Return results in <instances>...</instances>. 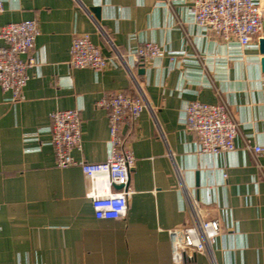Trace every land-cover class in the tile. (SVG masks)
<instances>
[{"label": "crops", "instance_id": "obj_1", "mask_svg": "<svg viewBox=\"0 0 264 264\" xmlns=\"http://www.w3.org/2000/svg\"><path fill=\"white\" fill-rule=\"evenodd\" d=\"M25 19L41 32L22 55L36 59L24 97L12 101L0 86V264H264V155L245 148L246 139L264 146L259 39L242 46L207 36L193 0L5 1L0 27ZM83 33L125 61L102 72L71 67L73 38ZM149 41L166 52L131 54ZM117 90L142 93L146 107L122 126L136 156L134 192L115 219L103 210L110 130L97 101ZM193 100L230 104L241 123L235 150L198 151L186 129ZM68 108L80 110L82 149L72 151L77 164L59 167L51 113ZM195 218H220L223 232L210 253L175 263L168 230Z\"/></svg>", "mask_w": 264, "mask_h": 264}, {"label": "built area", "instance_id": "obj_2", "mask_svg": "<svg viewBox=\"0 0 264 264\" xmlns=\"http://www.w3.org/2000/svg\"><path fill=\"white\" fill-rule=\"evenodd\" d=\"M6 0H0V19ZM195 24L207 35H214L225 42L238 41L250 46L254 40L264 37V13L261 0H193ZM37 19L9 22L0 27V86L10 91L12 101L23 98L28 82V68L36 59L22 58L34 49L40 34ZM114 47V46H113ZM112 55H104L88 33L73 38L69 64L73 68H92L104 71L110 65L122 64L125 54L113 48ZM166 52L156 42H146L132 51L139 60H148ZM175 59V55H171ZM97 105L108 110L110 154L107 159L110 194L103 202V210L109 218H121L126 214L130 195L131 171L136 156L127 144L122 126L136 123L146 107L143 94L132 95L117 90L104 92ZM51 142L54 146L56 165L67 167L77 164L72 155L82 149V117L77 108L59 109L51 113ZM186 129L196 134L197 149L201 153L218 154L236 149V138L241 133V123L226 101L208 103L190 101L186 108ZM245 148L255 156L264 155V146L251 145L245 140ZM262 168L263 164L257 161ZM195 204V203H194ZM223 232L220 218H195L190 225L168 230L172 259L175 263L193 260L197 254L210 253L218 236Z\"/></svg>", "mask_w": 264, "mask_h": 264}, {"label": "water", "instance_id": "obj_3", "mask_svg": "<svg viewBox=\"0 0 264 264\" xmlns=\"http://www.w3.org/2000/svg\"><path fill=\"white\" fill-rule=\"evenodd\" d=\"M97 8L93 7V10H96ZM260 44V52L263 55L261 58V64H262V70L264 71V37L259 39Z\"/></svg>", "mask_w": 264, "mask_h": 264}]
</instances>
